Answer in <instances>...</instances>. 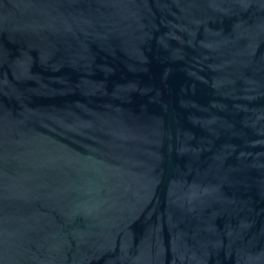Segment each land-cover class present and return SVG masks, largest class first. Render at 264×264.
<instances>
[{
  "label": "water",
  "instance_id": "95a60500",
  "mask_svg": "<svg viewBox=\"0 0 264 264\" xmlns=\"http://www.w3.org/2000/svg\"><path fill=\"white\" fill-rule=\"evenodd\" d=\"M0 264H264V0H0Z\"/></svg>",
  "mask_w": 264,
  "mask_h": 264
}]
</instances>
